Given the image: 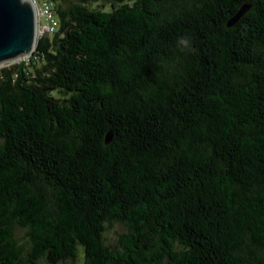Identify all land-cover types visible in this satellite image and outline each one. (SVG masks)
<instances>
[{
	"label": "trees",
	"instance_id": "obj_1",
	"mask_svg": "<svg viewBox=\"0 0 264 264\" xmlns=\"http://www.w3.org/2000/svg\"><path fill=\"white\" fill-rule=\"evenodd\" d=\"M53 1L0 67V264H264V0Z\"/></svg>",
	"mask_w": 264,
	"mask_h": 264
},
{
	"label": "water",
	"instance_id": "obj_2",
	"mask_svg": "<svg viewBox=\"0 0 264 264\" xmlns=\"http://www.w3.org/2000/svg\"><path fill=\"white\" fill-rule=\"evenodd\" d=\"M37 38V15L33 1L0 0V65L4 66L33 54ZM111 138L112 135L108 134L106 142L109 143Z\"/></svg>",
	"mask_w": 264,
	"mask_h": 264
},
{
	"label": "built area",
	"instance_id": "obj_3",
	"mask_svg": "<svg viewBox=\"0 0 264 264\" xmlns=\"http://www.w3.org/2000/svg\"><path fill=\"white\" fill-rule=\"evenodd\" d=\"M32 1L36 8L38 36L53 34L59 26V20L55 12V2L53 0H42L41 3L37 0ZM43 20L46 23H43ZM28 57L22 59H28Z\"/></svg>",
	"mask_w": 264,
	"mask_h": 264
},
{
	"label": "rangeland",
	"instance_id": "obj_4",
	"mask_svg": "<svg viewBox=\"0 0 264 264\" xmlns=\"http://www.w3.org/2000/svg\"><path fill=\"white\" fill-rule=\"evenodd\" d=\"M37 1L39 3H41L42 0H37ZM107 7H109V6H107ZM42 22L46 23V21H44V20ZM20 60H16V61H20ZM0 67H2V66L0 65ZM121 231H123V227L121 225H119V224H117L114 227L108 229V231L105 234L107 242L110 243V244H115L117 242V238H118L117 234H118V232H121ZM17 237L19 238L21 243H23L26 247H29V241H28V238L26 236L25 229L17 228ZM69 264H83V252H82V249L80 250L76 261L69 262Z\"/></svg>",
	"mask_w": 264,
	"mask_h": 264
},
{
	"label": "clouds",
	"instance_id": "obj_5",
	"mask_svg": "<svg viewBox=\"0 0 264 264\" xmlns=\"http://www.w3.org/2000/svg\"><path fill=\"white\" fill-rule=\"evenodd\" d=\"M179 43H180L181 45H183L185 48L190 47V42H189L187 39H181V40L179 41Z\"/></svg>",
	"mask_w": 264,
	"mask_h": 264
}]
</instances>
